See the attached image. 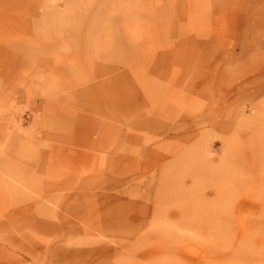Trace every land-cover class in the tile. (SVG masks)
<instances>
[{
  "label": "rangeland",
  "instance_id": "1",
  "mask_svg": "<svg viewBox=\"0 0 264 264\" xmlns=\"http://www.w3.org/2000/svg\"><path fill=\"white\" fill-rule=\"evenodd\" d=\"M0 264H264V0H0Z\"/></svg>",
  "mask_w": 264,
  "mask_h": 264
}]
</instances>
